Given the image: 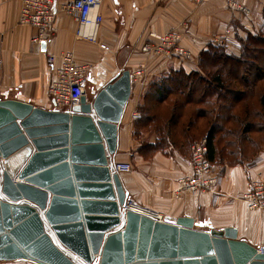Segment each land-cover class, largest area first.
<instances>
[{
	"label": "crops",
	"instance_id": "obj_1",
	"mask_svg": "<svg viewBox=\"0 0 264 264\" xmlns=\"http://www.w3.org/2000/svg\"><path fill=\"white\" fill-rule=\"evenodd\" d=\"M235 1L248 9V16L228 9V0H101L103 21L96 43L75 37L76 22L57 9L58 3L56 18L42 48V44L31 41L35 30L18 24L20 0H0V98L53 109L48 92L52 73L45 60L47 53L53 54L58 64L59 54L69 51L77 62L88 65L84 85L87 100L115 75L128 70L131 90L118 124L117 146L112 156V164L130 167L127 171L114 169L127 199L169 220L191 219L199 224L197 229L235 228L238 239L254 248L264 246V212L248 208L241 200L249 181L264 186V144L259 147L252 143L264 130L252 127L249 136L238 141L241 145L225 148L247 158L233 163L214 161L216 193H177L178 179L191 174L190 149L182 136H170L156 144L164 133L150 128L151 123L146 120L152 112H161L146 110L147 105L153 104L146 94L170 72L197 71L199 54L209 45L214 46V37L229 29L222 47L238 57L240 42L247 34L264 35V0ZM168 30L180 33L181 45L190 52L187 58L141 51L149 40V32ZM164 104L165 101L156 106ZM135 114L139 117L134 118ZM220 124L223 127L224 120ZM152 145L156 147L151 149ZM0 264L35 263L12 260Z\"/></svg>",
	"mask_w": 264,
	"mask_h": 264
},
{
	"label": "water",
	"instance_id": "obj_2",
	"mask_svg": "<svg viewBox=\"0 0 264 264\" xmlns=\"http://www.w3.org/2000/svg\"><path fill=\"white\" fill-rule=\"evenodd\" d=\"M130 90L123 70L65 110L0 98V261L264 264L235 228L125 208L112 156Z\"/></svg>",
	"mask_w": 264,
	"mask_h": 264
},
{
	"label": "built area",
	"instance_id": "obj_3",
	"mask_svg": "<svg viewBox=\"0 0 264 264\" xmlns=\"http://www.w3.org/2000/svg\"><path fill=\"white\" fill-rule=\"evenodd\" d=\"M58 3L59 7L57 6ZM100 4L101 0H20L18 24L33 28L36 33L31 41L40 46L46 43L47 35L52 29L57 9H59L67 13L76 22L74 35L77 39L96 43L98 31L103 21ZM227 7L243 16L249 14L248 9L235 0H228ZM229 33V29H226L223 34L214 37L212 39L214 46H223ZM148 38L149 40L141 46L143 52L180 58H187L190 55L189 50L181 45L180 33L176 30H168L162 33L149 32ZM58 59L59 63L56 64V58L53 54L47 53L45 55L46 63L52 73L48 92L52 97L54 107L65 110L77 105L81 97L85 96L84 85L87 82L89 67L85 63L77 62L74 55L69 51L61 52ZM138 117V114L134 115V118ZM207 152L206 138H201L190 145L191 174L178 179L177 193L182 191L216 193L217 166L208 159ZM115 169L127 171L130 167L129 165H115ZM241 200L248 208L264 212L263 184L258 181H249L241 195ZM125 208L157 222H162L164 219L161 213L134 204L129 200Z\"/></svg>",
	"mask_w": 264,
	"mask_h": 264
},
{
	"label": "trees",
	"instance_id": "obj_4",
	"mask_svg": "<svg viewBox=\"0 0 264 264\" xmlns=\"http://www.w3.org/2000/svg\"><path fill=\"white\" fill-rule=\"evenodd\" d=\"M240 44L241 53L238 57L228 54L222 46L209 45L199 54L197 71L170 72L151 88L146 99L152 100L153 104L147 105L146 110L161 112H145L150 114L145 117L151 123L150 128L164 132L162 140L156 144L170 138L172 133L177 135L179 131H174L175 129L184 130L182 134H187L197 119L206 117L208 108L212 106L216 107L217 113L213 119L214 124L219 125V132L222 128L220 122L224 120L225 124L230 125L224 128L227 134L234 141L241 140V131L233 130V125L242 122L239 119L240 113L236 115L232 111L236 105L243 103L242 113L246 121L249 114V102L246 104V99L254 90L256 80L261 81L264 78V35L247 34ZM164 101L163 106H156ZM259 102L264 112V93L259 96ZM213 130L214 127L210 126L201 138H206L207 157L214 162ZM155 147L152 145L150 148Z\"/></svg>",
	"mask_w": 264,
	"mask_h": 264
},
{
	"label": "rangeland",
	"instance_id": "obj_5",
	"mask_svg": "<svg viewBox=\"0 0 264 264\" xmlns=\"http://www.w3.org/2000/svg\"><path fill=\"white\" fill-rule=\"evenodd\" d=\"M256 83H257V88L253 90L252 92H250L249 96L246 99V104L249 102V105L247 107L249 114L246 118V121L242 113L243 103L241 104L239 103V106L236 105L232 111L236 115L240 113L239 119L242 122H240L237 125H233L234 127L233 130L235 131L240 130L241 133L243 134L242 137H245V136L248 137L249 136L248 131L252 129V127L258 130H264V112L261 109L260 102L258 100L259 96L264 93V78L261 81H258ZM216 113H217L216 107L212 106V108H208V112L206 113L205 118H200V121L197 119V122L193 123L191 128L186 132L187 134L185 133L182 134L184 130L182 131V130L177 129V131H179L177 132V135L175 136L172 133L170 136L174 139L175 137L179 138V136H182L184 137V140L188 137L185 140V145H187L188 149H190V145L196 142L201 137H204L205 133L207 132V129L210 126H213L214 127L213 144H214V149H215L214 150L215 161H217L219 164L220 163H232L240 158H243V157L247 158L248 156H245L243 154L241 155V153L232 152L231 149H225L228 147L236 146V144L238 143V140L234 141L233 137L228 135L227 134L228 132L224 130L226 126H230V125L224 124L223 127L221 128V132H219V125L217 123H215L216 124L215 125L214 119H213V117L215 118L214 115H216ZM250 116H251V120L249 118ZM144 139L146 141V138ZM179 141L180 140L176 139V142H179ZM170 142L173 143V141H170ZM165 143L167 144V142ZM252 143L261 147L264 144V134L257 135L254 140L252 139ZM237 145H241V143Z\"/></svg>",
	"mask_w": 264,
	"mask_h": 264
}]
</instances>
